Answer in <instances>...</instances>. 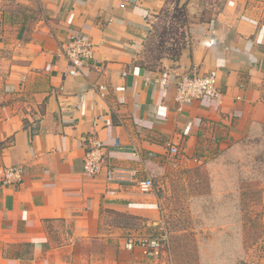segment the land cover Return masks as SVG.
<instances>
[{
    "label": "crops",
    "instance_id": "obj_1",
    "mask_svg": "<svg viewBox=\"0 0 264 264\" xmlns=\"http://www.w3.org/2000/svg\"><path fill=\"white\" fill-rule=\"evenodd\" d=\"M177 6L186 17L177 54L140 61L159 16ZM77 32L92 59L71 76L59 51ZM0 59V264H149L111 224V215H157L153 188L137 181L152 180L164 157L198 161L264 140V28L245 0H0ZM187 73H212L219 99L177 103ZM163 74L166 85L154 80ZM92 137L127 181L83 174ZM10 167L20 175L6 185Z\"/></svg>",
    "mask_w": 264,
    "mask_h": 264
},
{
    "label": "rangeland",
    "instance_id": "obj_2",
    "mask_svg": "<svg viewBox=\"0 0 264 264\" xmlns=\"http://www.w3.org/2000/svg\"><path fill=\"white\" fill-rule=\"evenodd\" d=\"M245 5L264 28V0ZM185 24L183 6L163 12L140 61L154 65L165 52L175 55ZM5 63L0 59V106L6 102ZM160 163L152 178L157 215H111L115 236L123 243L161 238L166 247L149 264H264V140L213 148L198 161L174 155Z\"/></svg>",
    "mask_w": 264,
    "mask_h": 264
},
{
    "label": "built area",
    "instance_id": "obj_3",
    "mask_svg": "<svg viewBox=\"0 0 264 264\" xmlns=\"http://www.w3.org/2000/svg\"><path fill=\"white\" fill-rule=\"evenodd\" d=\"M92 42L82 33H72L69 36L68 42L65 46L60 48V55L65 59L69 75L75 76L80 73V70L87 65L88 60L92 59ZM156 82L166 85L168 83V75L163 74L154 79ZM104 90V87H99ZM221 92L217 79L214 75L206 74H182L177 77L175 82V96L177 103L184 104L192 99H199L202 97H210L219 99ZM170 152L176 154L177 148L170 147ZM105 146L100 139L90 138L87 150L83 157V174L93 177L104 170L106 179L109 181L124 182L130 176L126 170L118 167H105L106 155ZM20 169L17 167L6 168L1 182L3 184L13 183L18 180ZM131 177V176H130ZM138 190L141 192H148L152 190L153 184L151 179L139 180L136 183ZM141 247L144 254L151 262H157L163 252V247H166L159 237L128 239L124 243V247L132 250L134 247Z\"/></svg>",
    "mask_w": 264,
    "mask_h": 264
},
{
    "label": "trees",
    "instance_id": "obj_4",
    "mask_svg": "<svg viewBox=\"0 0 264 264\" xmlns=\"http://www.w3.org/2000/svg\"><path fill=\"white\" fill-rule=\"evenodd\" d=\"M178 52V51H177ZM177 54V53H176ZM243 264V263H242Z\"/></svg>",
    "mask_w": 264,
    "mask_h": 264
}]
</instances>
